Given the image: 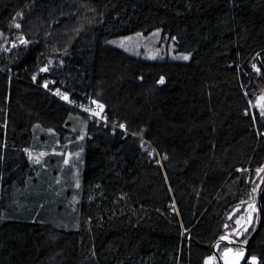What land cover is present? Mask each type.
I'll return each instance as SVG.
<instances>
[{"label": "trees", "instance_id": "trees-1", "mask_svg": "<svg viewBox=\"0 0 264 264\" xmlns=\"http://www.w3.org/2000/svg\"><path fill=\"white\" fill-rule=\"evenodd\" d=\"M133 1L0 0V264H218L231 211L259 205L264 0H143L167 18L112 38ZM261 205L232 243L255 264L264 183Z\"/></svg>", "mask_w": 264, "mask_h": 264}, {"label": "rangeland", "instance_id": "rangeland-1", "mask_svg": "<svg viewBox=\"0 0 264 264\" xmlns=\"http://www.w3.org/2000/svg\"><path fill=\"white\" fill-rule=\"evenodd\" d=\"M8 3L12 4V7L15 6L20 0H6ZM113 0H104L105 8L107 10L112 8ZM165 4L171 5L177 11H188L199 5H203L208 0H160ZM167 18L166 15L155 10L151 5L146 1H133L129 3L122 12L121 16V25L119 29L114 32L111 36L112 38L129 40L132 35L140 33L142 30L158 23ZM154 43V40L152 41ZM153 44L148 46L149 56L154 57L159 52V48L152 47ZM188 57V53L183 54V58ZM256 103L261 107L260 109L264 110V94H262L256 101ZM95 115H98L96 113ZM89 117H93L89 115ZM37 152V151H36ZM79 154V151L76 152ZM45 152L41 154L36 153L32 156H35L36 159L41 162L43 165H46V160L44 159ZM71 154H69L65 159L64 163L69 164ZM74 172L73 176V188L78 190L81 185L80 171L79 168ZM58 176L56 183L67 188L68 181L65 178V174L62 171H57ZM258 210L259 205L256 201H251L245 205L236 206L230 213L229 218H233L236 222V227L229 229L226 235V242L230 244L225 245L219 255L221 258V264H255V257H250L247 259V251L245 248L240 247V245H234L232 243H239L236 241L237 238L242 237L246 230L250 227L256 225L258 221ZM245 244V243H241ZM243 246V245H242ZM217 249V246H215ZM215 257L207 258L206 264H215Z\"/></svg>", "mask_w": 264, "mask_h": 264}, {"label": "built area", "instance_id": "built-area-1", "mask_svg": "<svg viewBox=\"0 0 264 264\" xmlns=\"http://www.w3.org/2000/svg\"><path fill=\"white\" fill-rule=\"evenodd\" d=\"M47 70V67H43L40 70V74H44ZM52 84H54L56 81L55 79H52L50 81ZM54 95L58 97L61 101L67 102L69 105L78 108L82 110L85 113H98V115H93L94 118H97L99 120L106 119L105 115H100L99 112H96V110H102V107L100 105H93L92 99L89 98L87 103L81 104L77 99L71 98L70 95L67 92H62V91H53ZM65 97H67L65 99ZM217 246V245H215ZM216 248V247H215Z\"/></svg>", "mask_w": 264, "mask_h": 264}, {"label": "water", "instance_id": "water-1", "mask_svg": "<svg viewBox=\"0 0 264 264\" xmlns=\"http://www.w3.org/2000/svg\"><path fill=\"white\" fill-rule=\"evenodd\" d=\"M260 54H261V53L258 54V57H260ZM262 67H263V69H264V65H263V64H262ZM263 183H264V181H263ZM263 183L260 185V188H259V196H258V203H259V208H260V222H259V224H258V226H257V229L254 231V233H253L252 236L250 237L249 241H248L247 243H245V244H242L244 247H248V246L250 245V243H251L253 237L256 235V233H257V232L260 230V228H261L262 217H263V211H262V205H261V192H262ZM223 241H225V240H223ZM216 256H217V258H218V264H221V258H220V255H219L218 252L216 253Z\"/></svg>", "mask_w": 264, "mask_h": 264}, {"label": "snow or ice", "instance_id": "snow-or-ice-1", "mask_svg": "<svg viewBox=\"0 0 264 264\" xmlns=\"http://www.w3.org/2000/svg\"><path fill=\"white\" fill-rule=\"evenodd\" d=\"M17 27H19V25H16ZM184 59H188V57H184ZM161 83H163V80L160 81ZM67 97H65L66 99Z\"/></svg>", "mask_w": 264, "mask_h": 264}]
</instances>
